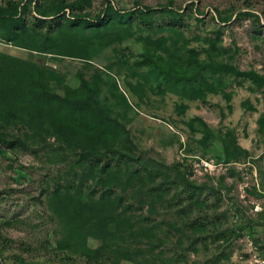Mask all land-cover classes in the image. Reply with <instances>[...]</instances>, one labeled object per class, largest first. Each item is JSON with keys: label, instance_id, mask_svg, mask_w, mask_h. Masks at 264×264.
Masks as SVG:
<instances>
[{"label": "rangeland", "instance_id": "1", "mask_svg": "<svg viewBox=\"0 0 264 264\" xmlns=\"http://www.w3.org/2000/svg\"><path fill=\"white\" fill-rule=\"evenodd\" d=\"M63 1L70 14L114 9L154 24L114 21L60 55L42 53L30 26L36 0L27 31L3 37L0 21V126L31 136L27 148L0 143V264H264V82L235 74L264 79V0ZM36 67L54 71L46 90L60 99L21 79ZM84 82L99 88L104 124L76 129L74 144L64 128L82 111L63 106ZM82 145L112 167L80 163ZM104 188L123 200L99 199Z\"/></svg>", "mask_w": 264, "mask_h": 264}, {"label": "trees", "instance_id": "2", "mask_svg": "<svg viewBox=\"0 0 264 264\" xmlns=\"http://www.w3.org/2000/svg\"><path fill=\"white\" fill-rule=\"evenodd\" d=\"M32 0H29L24 6H20V1H8V5H0V21L4 23L2 26L4 28L2 29V36L10 38L12 35H17L20 34L21 32H25L28 29V22L26 21L25 17L22 15L30 5L29 2ZM39 1L36 0L37 5L35 7L36 11L39 13L38 16L34 14L36 17L34 18V21L30 23L31 27H34V29L37 30L36 34L38 35L37 40L38 42L42 45V53L44 54H72L73 49L76 48L79 50L80 44L82 42H86L88 40L87 35H91L93 33H98L100 30H105L109 27V24L112 22L116 21L117 23L120 24H126L130 25L132 22H136L141 26H150L151 24L153 25L154 23L151 21V18L148 17L146 14H135L133 12H117L114 9H110V11L106 12L105 10L102 15L96 16L94 18H91L89 15H82L80 13H74L70 14L68 13V9L71 8V5L69 3H66L63 0H58L51 2L48 7V9H42L39 10V7H42L44 5L38 4ZM77 4V3H76ZM82 13V12H81ZM44 16H49L47 19L43 18ZM168 25H173L176 26L178 25L177 21L170 20ZM147 26V27H148ZM80 38V39H77ZM75 40V41H74ZM78 41V44L75 42ZM75 43V44H74ZM72 48V50H66ZM185 49L184 53L187 51V55L189 59H195L196 54H193L191 50H189L187 47H183ZM192 53L190 55L189 53ZM158 59L161 57L159 55ZM186 56V55H185ZM213 64V65H212ZM209 64L208 68L211 70V72H227L230 69L234 70L233 68L229 67L228 65L225 64ZM36 71V74L38 75L37 78H32L30 76V71L24 69V73L21 76V79H26L29 80L31 79L34 82H29L27 85L30 87L34 88V85L36 84L37 87L39 88V91L41 90H48L49 84H48V77L47 74L49 75L50 72H54L52 69L47 71L45 68H34ZM168 72V71H167ZM235 74L238 75H247L252 78L253 81L256 83H262L264 82V79L256 74L254 71L252 72H247V73H241L238 71H235ZM82 84V83H81ZM29 88V87H28ZM80 89V90H79ZM46 90V93H49L51 97H55V100L60 99L58 96H55L54 94L50 93ZM77 93V97L74 98H68V100H65V106H63L64 110H74V111H82L80 114L73 115L72 117L69 118V121L66 125L67 130H65L64 127V135L66 136L67 134L71 133L72 129V140L73 143L76 144L79 143V139L74 136L75 132L78 129V132L80 131H85V129L91 124L93 126H99L100 123L104 124L102 122V119L99 117H96V111H100L103 107L102 102L99 100V88L96 86V89L93 91L91 83H83L81 85V88L79 86L78 92H73ZM76 95V94H74ZM31 99V98H30ZM63 100V98L61 99ZM14 102L11 99H8L6 101V114L5 117L7 120L4 122L9 123L13 118L16 116V111L14 109ZM76 108V109H74ZM92 108L89 112H84L83 110ZM70 113V112H69ZM81 118L79 119V117ZM90 122V123H89ZM34 127L38 129L41 133V129L38 125L34 124ZM77 132V133H78ZM24 138L15 137L9 138L10 134L6 131V126L3 125V127L0 126V143H8L13 146L16 145V143L21 144L24 147H28V144L25 140V138H29L28 134L23 135ZM82 150L79 152V158L80 163H83L87 159H91L92 157H97V160L93 163L94 166L99 165V172L100 175L105 174L111 167L112 163L110 161L102 162L100 157L102 154L97 151H92V149L86 148L84 149V145L81 146ZM227 159L231 158V155L229 152H227ZM102 162V163H101ZM69 190L68 185H63L60 188H55L53 192L55 194H59L60 191ZM97 192L95 188L90 189L89 194L93 195ZM114 191H112L109 188H104L99 191V199L103 200L106 199L107 197L113 196L115 200L117 201H122L123 197L121 196H115ZM193 194V193H192ZM192 196V195H191ZM194 197V196H193ZM191 198V197H190ZM193 226L195 227H202L201 222H196L194 221ZM14 264V263H13ZM17 264V263H15ZM103 264H107L105 261H103Z\"/></svg>", "mask_w": 264, "mask_h": 264}]
</instances>
